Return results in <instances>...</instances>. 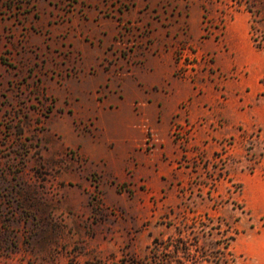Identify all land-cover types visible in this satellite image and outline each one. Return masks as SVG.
I'll use <instances>...</instances> for the list:
<instances>
[{"label": "rangeland", "instance_id": "obj_1", "mask_svg": "<svg viewBox=\"0 0 264 264\" xmlns=\"http://www.w3.org/2000/svg\"><path fill=\"white\" fill-rule=\"evenodd\" d=\"M202 1L201 37L175 50L195 90L172 119L173 148L147 129L139 148L154 157L117 176L70 145L100 136L92 121L54 126L69 107L55 87L111 64L84 71L79 43L101 45L85 20L132 1L0 0V264H169L194 220L234 236L236 264H264V0ZM152 40L125 22L109 49L131 57Z\"/></svg>", "mask_w": 264, "mask_h": 264}, {"label": "crops", "instance_id": "obj_2", "mask_svg": "<svg viewBox=\"0 0 264 264\" xmlns=\"http://www.w3.org/2000/svg\"><path fill=\"white\" fill-rule=\"evenodd\" d=\"M131 1L125 11L117 10L109 16L94 14L85 20L101 37V45L79 43L84 71L103 56L112 60L111 64L55 87L59 102L68 100L69 107L53 120L54 126L69 130L77 123L92 121L100 136H81L70 145L79 146L91 160L103 161L105 169L117 176H123L133 160L154 157L146 153L150 150L139 148L147 129L157 132L165 149L173 148L169 138L172 119L180 115L181 104L195 90L186 75L176 74L179 64L175 50L180 43L201 37L204 18L202 0ZM125 22L146 25L153 40L131 57H113L109 46ZM218 61L228 65L237 60ZM99 87H104L101 98L95 95Z\"/></svg>", "mask_w": 264, "mask_h": 264}, {"label": "trees", "instance_id": "obj_3", "mask_svg": "<svg viewBox=\"0 0 264 264\" xmlns=\"http://www.w3.org/2000/svg\"><path fill=\"white\" fill-rule=\"evenodd\" d=\"M215 229L218 231L213 232ZM226 231L221 229L220 224L211 226L203 220L181 224L177 228L178 238L173 241L172 255L165 262L169 264H236L232 258L233 254L228 249L229 242L234 239V236H226ZM200 233L205 237L203 243L195 241L196 238L199 239ZM215 233L219 234L218 239L214 238ZM193 239L194 243L191 242ZM191 246L195 247L193 252ZM155 259V263L160 262V258Z\"/></svg>", "mask_w": 264, "mask_h": 264}, {"label": "built area", "instance_id": "obj_4", "mask_svg": "<svg viewBox=\"0 0 264 264\" xmlns=\"http://www.w3.org/2000/svg\"><path fill=\"white\" fill-rule=\"evenodd\" d=\"M184 59V52H183V49L180 48L178 50V64H179V68L177 70V73L179 75H183L185 72H186V68L191 64L189 62V60H183Z\"/></svg>", "mask_w": 264, "mask_h": 264}]
</instances>
